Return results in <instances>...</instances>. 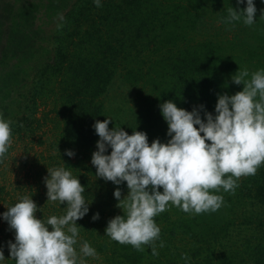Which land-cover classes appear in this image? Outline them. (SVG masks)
<instances>
[{
	"label": "trees",
	"instance_id": "trees-1",
	"mask_svg": "<svg viewBox=\"0 0 264 264\" xmlns=\"http://www.w3.org/2000/svg\"><path fill=\"white\" fill-rule=\"evenodd\" d=\"M255 4L256 23L249 26L224 22L229 9L246 8V0H102L99 8L93 0H0V116L11 121L8 149L17 143L19 173L24 170L11 190L0 187V212L28 196L38 219L64 215L66 203L47 202L44 182L48 167H64L85 187L89 203V213L77 221V251L87 241L97 253L86 264H186L185 254L188 264H264V164L255 175L240 177L234 192L221 188L216 194L223 204L215 212L170 206L154 217L161 229L159 255H152L151 245L138 251L105 235L109 219L124 214L114 191L120 188L123 198L128 188L97 177L91 164L99 140L93 125L110 118L103 101L117 77L136 89L138 111L133 125L111 120L109 128L146 132L150 144L170 139L162 103L172 100L188 111L203 105L205 118L204 111L215 114L218 95L242 91L243 83L232 77L246 69L250 80L264 69V3ZM204 21L213 33L207 34ZM34 70L32 89L23 92ZM18 89L22 99L10 100ZM69 149L74 157L65 154ZM9 240L15 242V232L1 222L2 264H15Z\"/></svg>",
	"mask_w": 264,
	"mask_h": 264
},
{
	"label": "clouds",
	"instance_id": "clouds-1",
	"mask_svg": "<svg viewBox=\"0 0 264 264\" xmlns=\"http://www.w3.org/2000/svg\"><path fill=\"white\" fill-rule=\"evenodd\" d=\"M93 3L102 7V0ZM246 5L240 11L229 9L224 22L256 23L255 0H246ZM248 76L246 69L239 70L232 79L243 83V90L218 95L215 114L204 111L205 118L200 111L203 105L192 111L179 108L172 100L159 105L168 125L167 142L157 138L150 144L146 132L129 135L122 127L110 129V118L94 123L99 140L91 164L96 167V176L115 185L126 182L128 188L123 198L120 188L114 191L117 207L124 214L109 219L105 235L138 251L142 245H151L152 255H159L155 241L161 229L154 217L170 206L186 213L215 212L223 204V196L216 194L221 188L234 192L240 177L256 174L264 164V69L245 80ZM11 134V121L0 116V162L10 146ZM65 154L75 156L71 149ZM44 182L47 202L66 203V212L38 219L37 204L28 196L6 206L7 211L0 216L15 232V242H7L10 256L15 264H86L85 258H96L97 253L87 241L80 243L79 252L76 248L81 227L77 221L90 210L83 195L85 187L64 167H48ZM99 216L97 212L92 219ZM159 246L164 247V242ZM183 259L188 264L190 257L185 254ZM4 260L0 247V264Z\"/></svg>",
	"mask_w": 264,
	"mask_h": 264
},
{
	"label": "rangeland",
	"instance_id": "rangeland-1",
	"mask_svg": "<svg viewBox=\"0 0 264 264\" xmlns=\"http://www.w3.org/2000/svg\"><path fill=\"white\" fill-rule=\"evenodd\" d=\"M209 21L207 22L204 21L205 23L203 24L205 30H207V34L213 33L211 29V23H209ZM203 25L199 26V28L202 27ZM49 28H54V27L50 25ZM48 46L49 49L51 50L50 56H52L54 47L52 46V44H49ZM14 49L15 48L12 47L10 53H13ZM17 54H19V48ZM9 57L10 60L15 59V56L9 55ZM6 58L8 59V57ZM33 65L37 66L36 61L33 63ZM35 69H37V67H35ZM36 71L37 70H34L33 72L31 71L30 75L27 77V80L25 81L26 86L24 87L23 92L26 91V89L28 90L32 89V84L34 82ZM19 89L17 91L13 90L12 94L10 95V100H14L18 97L22 99L23 96H19L20 95ZM135 94H136V89L130 86V84H128L125 81V79H122L121 77L116 78V80L112 84V87L110 88V92L108 93V96L103 101L107 115L110 117V119H112L113 124H119V125L122 124L124 126L129 127L135 123L136 112L138 111L137 106L132 101L134 99ZM17 139L18 138L16 137L13 140L12 144H15ZM21 152L22 150L20 148L19 149L17 148V143H16V146L12 145L11 148L8 149L7 153L3 158V161L0 162V187L1 186L5 187V193L12 189L11 181H16L17 179H19V175L22 176L24 174V170L19 173V166L21 167V170L23 168L22 167L23 158L20 157ZM7 178H9V181ZM12 186L14 185L12 184ZM0 214L2 213L0 212ZM1 217L2 216H0V223L4 222L3 218Z\"/></svg>",
	"mask_w": 264,
	"mask_h": 264
}]
</instances>
